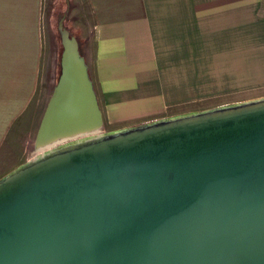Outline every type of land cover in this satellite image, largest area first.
<instances>
[{"label":"water","instance_id":"water-1","mask_svg":"<svg viewBox=\"0 0 264 264\" xmlns=\"http://www.w3.org/2000/svg\"><path fill=\"white\" fill-rule=\"evenodd\" d=\"M59 34L35 147L68 142L0 177V264H264V96L99 133Z\"/></svg>","mask_w":264,"mask_h":264},{"label":"crops","instance_id":"crops-1","mask_svg":"<svg viewBox=\"0 0 264 264\" xmlns=\"http://www.w3.org/2000/svg\"><path fill=\"white\" fill-rule=\"evenodd\" d=\"M71 1L108 131L264 96V0ZM43 6L0 0V151L38 90Z\"/></svg>","mask_w":264,"mask_h":264},{"label":"rangeland","instance_id":"rangeland-1","mask_svg":"<svg viewBox=\"0 0 264 264\" xmlns=\"http://www.w3.org/2000/svg\"><path fill=\"white\" fill-rule=\"evenodd\" d=\"M72 9L73 1L68 2V0H44L42 15V35L44 49L42 55L41 78L34 100L32 101L24 116H22V118L8 134L6 142L0 151V170L2 174L12 170L27 160L50 150L53 147L68 142V140H66L58 142L60 144L55 142L46 147H35L39 123L49 98L53 92L59 73V57L62 51L59 34L60 20L62 21L63 28L66 29V26L71 32H75L74 30L77 26L76 24L78 23V20L76 19ZM253 95L255 96L256 94H234L231 98L186 106L184 110L199 111L205 109L204 107L207 106L209 108V106L213 105L218 106L222 104L225 105L237 103L244 101V99H242L244 96L251 97ZM106 131H108L107 128H104L103 126L99 133H104Z\"/></svg>","mask_w":264,"mask_h":264},{"label":"trees","instance_id":"trees-1","mask_svg":"<svg viewBox=\"0 0 264 264\" xmlns=\"http://www.w3.org/2000/svg\"><path fill=\"white\" fill-rule=\"evenodd\" d=\"M70 1L71 0H69V2ZM65 28L68 30V32L70 33V35L73 36L76 39V42L78 44L79 51L81 52V48L83 46V38L77 34L78 33L77 28H75V30H74L75 32L69 31V29L66 26H65Z\"/></svg>","mask_w":264,"mask_h":264}]
</instances>
